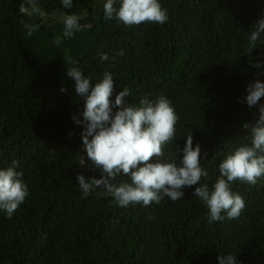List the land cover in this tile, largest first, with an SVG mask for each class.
<instances>
[{
  "label": "trees",
  "instance_id": "16d2710c",
  "mask_svg": "<svg viewBox=\"0 0 264 264\" xmlns=\"http://www.w3.org/2000/svg\"><path fill=\"white\" fill-rule=\"evenodd\" d=\"M24 2L0 0V169L17 161L29 189L10 218L0 210V264H218L228 253L237 264H264V179L234 182L244 210L212 223L195 185L177 201L148 206H118L103 187L85 195L77 173H102L82 147L84 125L74 120L83 119L86 98L66 75L78 67L95 84L110 71L113 102L123 88L136 105L145 97L170 99L180 119L165 155L179 164L175 148L192 133L208 173L200 183L211 189L227 154L250 143L243 124L258 116L259 104L249 107L244 98L249 83L264 81V66H252L264 61V44L248 50L264 0H160L166 23L131 27L105 20L106 0H73L71 8L39 0L44 22L21 14ZM73 13L82 16L81 30L65 39L60 17ZM25 23L40 28L29 38ZM125 181L121 175L113 183Z\"/></svg>",
  "mask_w": 264,
  "mask_h": 264
},
{
  "label": "clouds",
  "instance_id": "9594fccd",
  "mask_svg": "<svg viewBox=\"0 0 264 264\" xmlns=\"http://www.w3.org/2000/svg\"><path fill=\"white\" fill-rule=\"evenodd\" d=\"M72 3L73 0H62L64 8H71ZM115 5L116 0H106L103 5L105 20L116 19L129 27L145 22L164 24L169 18L160 0H120L119 7ZM19 12L28 17L38 16L41 22L48 19V13L41 8L39 0H25L20 4ZM81 19L82 16L75 13L61 15L63 38H71L81 30ZM253 27L248 37L250 52L258 42L264 44L261 39L264 17ZM24 28L30 38L40 24L25 23ZM60 42L58 38L56 43ZM123 54V51L119 53ZM100 55L102 60L108 59L106 53ZM252 66L262 67L264 61L255 62ZM66 75L75 81L76 93L86 98L83 119L74 117V120L84 125L82 147L88 159L102 173L100 178H86L77 173L76 180L85 195L103 187L104 195L112 197L118 206H148L153 202L159 204L165 197L177 201L184 196L185 187L195 185L193 194L208 207L209 223L240 216L246 202L232 190V184L239 181L254 186L264 179V104L259 103L264 97V81L257 79L249 83L244 98L249 107L259 104L254 122L243 124V128L248 130L250 143L240 144L227 154L219 164L220 176L210 189L207 183H200L208 173L201 167V148L199 143L193 146L192 133L186 137L183 148H175V154L180 156L179 164L165 155L164 147L174 139L180 119L170 99L164 95L155 100L145 97L136 105L125 100L131 93L123 88L113 102L110 97L114 91V77L110 71L104 72L102 79L95 84L78 67L68 68ZM60 91L63 93L67 88L62 87ZM17 166L18 162L13 161L10 167L0 169V210L5 211L9 218L29 194L22 178L23 172L17 171ZM81 167H88L83 157ZM121 175L130 178V182L113 183ZM217 259L218 264H237L236 255L232 253L220 255Z\"/></svg>",
  "mask_w": 264,
  "mask_h": 264
}]
</instances>
